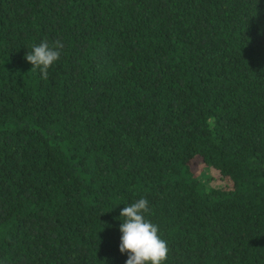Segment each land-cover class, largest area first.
<instances>
[{
	"label": "trees",
	"instance_id": "16d2710c",
	"mask_svg": "<svg viewBox=\"0 0 264 264\" xmlns=\"http://www.w3.org/2000/svg\"><path fill=\"white\" fill-rule=\"evenodd\" d=\"M140 198L165 264H264V0H0V264H124Z\"/></svg>",
	"mask_w": 264,
	"mask_h": 264
},
{
	"label": "clouds",
	"instance_id": "9594fccd",
	"mask_svg": "<svg viewBox=\"0 0 264 264\" xmlns=\"http://www.w3.org/2000/svg\"><path fill=\"white\" fill-rule=\"evenodd\" d=\"M25 58L46 77L47 70L60 58L59 47L42 41L33 45ZM148 205L146 198H140L120 210L123 220L118 228V250L127 255L124 264H165L168 258L167 241L159 235L158 226L146 218Z\"/></svg>",
	"mask_w": 264,
	"mask_h": 264
},
{
	"label": "rangeland",
	"instance_id": "374dc122",
	"mask_svg": "<svg viewBox=\"0 0 264 264\" xmlns=\"http://www.w3.org/2000/svg\"><path fill=\"white\" fill-rule=\"evenodd\" d=\"M198 175H202L205 178H209L210 179V184L213 186H217V185H221L222 182L219 180V172L218 170L211 168V167H207L205 165H199L198 167ZM208 179V181H209Z\"/></svg>",
	"mask_w": 264,
	"mask_h": 264
}]
</instances>
